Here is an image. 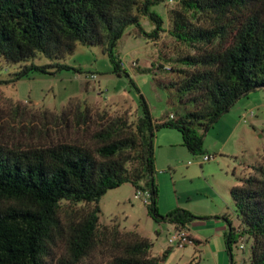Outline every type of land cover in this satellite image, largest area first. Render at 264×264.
<instances>
[{
	"label": "trees",
	"instance_id": "obj_1",
	"mask_svg": "<svg viewBox=\"0 0 264 264\" xmlns=\"http://www.w3.org/2000/svg\"><path fill=\"white\" fill-rule=\"evenodd\" d=\"M160 1L0 0V57L21 66L9 81L33 72H80L64 63L66 56L77 44L99 45L112 73L124 74L137 91L140 105L133 120L101 115L96 121L89 106L77 101H69L58 115L43 111L38 117L47 125L73 116L89 139L26 143L0 138V264H54L52 247L60 239L66 256L55 264H81L101 247L109 254L103 264H160L170 248L152 256L147 238L99 221L101 196L126 182L139 191L146 180L147 213L155 222L187 230L198 218L183 208L159 213L155 132L176 129L191 154H204V136L218 119L252 90L264 89V0H180L170 10L171 35L195 52L173 60L169 83L156 81L169 88V99L181 108L172 118L156 121L114 48L130 25L146 37H157L162 18L150 5ZM143 15L155 23L151 32L141 26ZM37 55L48 62L35 63ZM13 111H20L19 104ZM250 168L229 191L239 225L223 216L230 264H235L233 247L243 238L252 240L250 264H264V153ZM61 201L92 206L64 225Z\"/></svg>",
	"mask_w": 264,
	"mask_h": 264
},
{
	"label": "rangeland",
	"instance_id": "obj_2",
	"mask_svg": "<svg viewBox=\"0 0 264 264\" xmlns=\"http://www.w3.org/2000/svg\"><path fill=\"white\" fill-rule=\"evenodd\" d=\"M179 4L180 0L151 4L150 11L162 18V30L157 37H146L136 26L130 25L114 48L156 121L168 119L170 114L175 116L181 109L176 101L169 99V88L156 81L169 83L174 77L169 70L176 66L173 60L195 52V48L181 43L170 33V10L178 8ZM140 23L146 32L155 28L148 15L141 16ZM33 61L43 64L48 59L37 55ZM64 63L81 71L68 69L53 75L33 72L12 82L9 80L21 66L7 63L0 57V138L26 143L89 139L85 127L78 125L73 116L58 122L49 121L47 125L38 118L43 111L60 114L69 101L89 106L96 121L101 115L132 120L139 116L137 91L124 74L112 73L110 60L99 45L77 44ZM159 65L163 67L159 69ZM91 74H96V78H91ZM16 104L20 107L17 114L13 111ZM94 127L95 124H91L90 129ZM231 131L228 142L224 143ZM204 150V154H214L216 158L202 162L204 154H191L182 145L181 134L176 129L160 128L155 132L158 211L164 215L175 208L189 210L198 217L193 222H200L201 229L197 231L206 240L203 238L201 243L184 248L170 245L171 225L155 222L147 213L150 195L145 179L141 181L140 195L130 182H126L101 196L98 201L100 223L116 224L120 230L134 231L147 238L152 243V256H160L170 248L160 264H230L223 236L215 233V227L212 230L203 226L225 223L224 215L234 226L239 225L229 191L231 183L238 184L235 177L251 172L250 166L264 153V89L252 90L218 119L204 136ZM233 166L237 167L235 176L231 172ZM91 206L61 201L60 218L64 225L68 220L76 221ZM251 241V238H243L233 247L235 264H250ZM108 255L102 247L96 248L81 264H103ZM61 256H66L63 239L57 240L52 247L50 260L55 264Z\"/></svg>",
	"mask_w": 264,
	"mask_h": 264
},
{
	"label": "built area",
	"instance_id": "obj_3",
	"mask_svg": "<svg viewBox=\"0 0 264 264\" xmlns=\"http://www.w3.org/2000/svg\"><path fill=\"white\" fill-rule=\"evenodd\" d=\"M169 2H174L175 0H168ZM91 78H96V74H91ZM173 114H170L169 118H172ZM216 158V156L214 154H204L202 157V162H206V161H211L214 160ZM190 163V162H189ZM138 195L141 194L140 191L136 192ZM169 243L170 245L179 247V248H184L187 245L190 244H194L190 234L188 233V231L186 229L183 228H175L172 227L170 235H169ZM240 247L242 248L243 246L240 245Z\"/></svg>",
	"mask_w": 264,
	"mask_h": 264
},
{
	"label": "crops",
	"instance_id": "obj_4",
	"mask_svg": "<svg viewBox=\"0 0 264 264\" xmlns=\"http://www.w3.org/2000/svg\"><path fill=\"white\" fill-rule=\"evenodd\" d=\"M239 101V100H238ZM236 127V126H235ZM235 127H233V129H235ZM234 131V130H233ZM233 131H231L227 136H226V141L224 142V143H226V142H228V140H229V136L233 133ZM224 145V144H223ZM241 167H243V166H241ZM236 166H233V169L231 170V172H232V176H235V173H236ZM245 167H243V169H244ZM236 178V177H235ZM237 183H238V181H237ZM234 185H236V181H234L233 183H231V187L232 186H234ZM230 187V188H231ZM200 225V222H192V225L190 224L188 227H187V231H188V233L190 234V236L191 237H193L194 239H197L200 243L202 242V240H203V235H201L200 233H198V231L197 230H199V229H201L200 227L201 226H199ZM172 225H171V229H172ZM204 228L205 227H207L206 229H212L213 230V227H215V233L219 236L220 234L223 236V234H224V232L226 231V229H227V224H226V221H225V223H219V222H216V224H215V226H213V224L212 223H206L204 226H203ZM192 228V229H191ZM204 228H202V229H204ZM205 239V238H204ZM206 240V239H205ZM207 242V241H206Z\"/></svg>",
	"mask_w": 264,
	"mask_h": 264
}]
</instances>
